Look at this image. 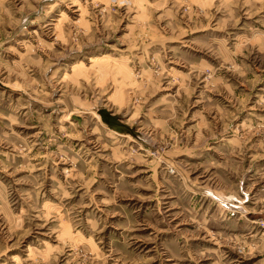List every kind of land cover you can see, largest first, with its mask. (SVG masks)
<instances>
[{"label": "rangeland", "instance_id": "rangeland-1", "mask_svg": "<svg viewBox=\"0 0 264 264\" xmlns=\"http://www.w3.org/2000/svg\"><path fill=\"white\" fill-rule=\"evenodd\" d=\"M0 264H264V0H0Z\"/></svg>", "mask_w": 264, "mask_h": 264}, {"label": "bare ground", "instance_id": "bare-ground-1", "mask_svg": "<svg viewBox=\"0 0 264 264\" xmlns=\"http://www.w3.org/2000/svg\"><path fill=\"white\" fill-rule=\"evenodd\" d=\"M73 118H74V120H75V122H76L77 124H80V123H81V117L73 116Z\"/></svg>", "mask_w": 264, "mask_h": 264}]
</instances>
